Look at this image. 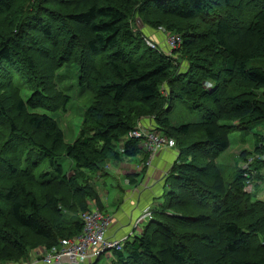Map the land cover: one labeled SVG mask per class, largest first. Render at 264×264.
Here are the masks:
<instances>
[{"label":"trees","instance_id":"obj_1","mask_svg":"<svg viewBox=\"0 0 264 264\" xmlns=\"http://www.w3.org/2000/svg\"><path fill=\"white\" fill-rule=\"evenodd\" d=\"M19 1L0 0V94L15 101L9 107L0 95L7 129L0 131V264L79 235L85 211L107 215L99 182L112 181L110 165L141 153V140L128 133L147 116L180 155L165 199L140 232L110 249L112 264H264V200L247 190L264 178V160L228 177L217 162L232 131L264 122V0H23L15 7ZM136 15L173 23L167 30L183 43L170 53L150 47L132 24ZM102 60L111 75L101 72ZM74 63L81 85L96 86L95 103L68 144L52 114L68 109L55 77ZM16 74L34 89L26 101L16 97ZM175 99L203 110L202 120L175 125ZM40 108L51 114L30 111ZM191 135L203 141L184 147ZM263 152L264 135L256 133L253 150L239 155L247 161ZM46 158L55 172L37 175Z\"/></svg>","mask_w":264,"mask_h":264},{"label":"rangeland","instance_id":"obj_2","mask_svg":"<svg viewBox=\"0 0 264 264\" xmlns=\"http://www.w3.org/2000/svg\"><path fill=\"white\" fill-rule=\"evenodd\" d=\"M23 3H24V1L21 0L18 3H16L15 7L22 5ZM26 9H28V10H24V15H26L27 13L30 14L32 11V10H30L31 7H28ZM143 17H144L145 22L143 20ZM143 17H141L140 15H136L134 18H132L133 26L136 27V29L137 28L140 29V31H142L144 33V35L146 36L145 38L151 39L154 43H156L158 45L159 48L163 49L164 45H165V39L167 38L166 34L169 32H172V31H168L167 29H169V27H171V24H173V23L163 24V22L161 20L146 19L145 15ZM6 19H9V17ZM4 20L5 19H1V15H0V22H2ZM164 51L170 53L171 50H167V49L165 50L164 49ZM37 63L41 64L39 62H37ZM101 64L103 66L101 72H103V73L108 72L109 75H111L110 65L107 66L105 60H102L100 62V66H101ZM255 64H257V63L255 62ZM79 66L80 65L78 63H74L72 65L65 64L64 66L61 67V69L58 70L57 75L55 77V82H56L55 91L59 92L61 94L62 98H63L64 93L70 96V102H69L67 111L66 112L62 111L60 108V109H57L56 111H53L54 114H52V117L53 116L57 117V119L60 121V126L63 129L64 134H65V142L68 144H72L76 141V138H77L79 131L81 129V124H82L83 114L85 112V109L87 107H89L90 105H92V103H95V97L94 96H95L96 86H90V88H89V86L86 84L84 86L81 85L80 79H79V75H80ZM16 75H17V79H19V80H17V82H19V84L21 86V93H19L16 97H21L26 101L31 96L34 89L24 79L20 78L19 74H16ZM207 85L210 86L211 84L207 83ZM0 95L4 98L5 102L7 103V105L9 107H11V105L15 104V101L12 99L10 93L7 90H4L2 92V94H0ZM56 100H57V98H56ZM58 103H60V101ZM11 111H12L13 115L16 114L14 112V109L13 110L11 109ZM30 111L33 113L45 112L47 114H51V112H50L51 110L42 109V108L35 109V110L30 109ZM203 114H204L203 110L192 109L188 102L182 101L179 99H175V105H174L173 110L171 111V118L173 120V123L175 125H177V124H181L182 122L200 121L203 118ZM150 120H151V118L148 116L142 117V118L137 119V123H139L141 127H144V125H147V127H148L151 124ZM228 123H230V122H228ZM0 131L1 132H7V129L2 125V126H0ZM256 133L264 135V122L257 125L255 128H253L251 131H248V132L246 130H243V129H241V130L236 129L230 133V135H229L230 146L226 151H224L219 156V158L217 160L218 165H219L220 169L222 170V172L225 174V176H227V177L230 176L232 174V172L234 171L235 167H238V165L241 168H244L243 167L244 160H241V158H240L241 154L240 153L244 149H248V151L253 150V147L255 146V134ZM199 141H203L202 135H199L198 137L191 135L190 141L185 142L184 147L189 146V147L194 148ZM162 147H163V150H161V151L167 150L166 146H162ZM174 148H175L174 151H175V153H178V158H179V155H180L179 147L176 148V146H175ZM117 149L119 150L120 147L118 146ZM171 149H173V148H171ZM35 150H37V149H35ZM120 150H123V149L121 148ZM158 152H160V151H158ZM144 153L147 154V151L145 150ZM153 156L149 160H148V157L146 160H142L141 161L142 162L141 164H143L142 166H140V165L135 166V168L137 170H139L140 172H143L141 174L143 180L139 181V180H136L134 178L125 179L126 183H129V185L132 186V187L129 186L128 193H124L123 191L119 192V190L116 186V185H120L119 182L116 184L113 183L111 180L109 182L104 183V184L102 182H99L100 189L102 187H104V189L109 192V195H107L108 201L110 199L114 198L112 205H114L115 208H118V210H119L120 207L122 206V204L124 202H126L129 198H130V202L132 199L138 200V197H140L141 194H145L147 189L151 190L152 193H154L156 195V196L152 197V199H153L152 203L154 205L151 204L150 206L153 205L152 207H156V206L160 205V204L158 205V203H156V201H158L157 194L162 193L166 189L167 179H169V174L171 173V170L168 172H163L162 171L163 168L159 167V165H158L156 167L155 173L146 172V170H147L146 167L151 163V159L153 158ZM192 156L193 155H190L187 158L188 161H190L192 159ZM136 157L137 156L132 157V158H128V159H133ZM125 160H127V159H125ZM132 162H133L132 160H129L127 162V163H129L128 166L132 167V164H133ZM59 163L63 165L65 172H67V173L72 172L71 169H72L73 162L68 156H62L59 159ZM24 166H26L25 163L22 164V167H24ZM44 171H48V172H52V173L55 172V169L51 166V161L49 158H46L41 162V164L37 168L36 174L37 175L41 174ZM149 174H151V175L155 174L156 175L152 179L153 182H152V180L150 182H146V179H147ZM149 183H152V184H150V186H149L148 185ZM249 187H250V191H252V195H253L254 200H256V199L264 200V178L260 181L252 182ZM35 189H39V188L35 187ZM139 189L142 190L141 193H139L140 192ZM248 189L249 188L247 187V190ZM166 191L168 192V188ZM118 192H119V194L117 195ZM159 196H161V195H159ZM164 199H165V196L160 197L159 201L162 202ZM103 208L105 209V207H103ZM147 209H148V207L144 211H146ZM144 214H145V212L142 215H144ZM146 222L144 223V219H141L140 220V227L138 229H136L135 232L136 233L140 232L142 230L143 226L146 224ZM111 223H112V220H111ZM36 241H38L36 238L35 239L30 238V240L28 242H36ZM39 249H41L43 251L47 250L46 247H44V246H40ZM36 251H38V250H36ZM106 256H107V254L104 253L101 261H96L95 264H106V261H105ZM97 258H98V256L96 258H94L93 260H97ZM32 263H33L32 261L30 263L27 262V264H32ZM4 264H16V262L15 261H8ZM109 264H110V261H109Z\"/></svg>","mask_w":264,"mask_h":264},{"label":"built area","instance_id":"obj_3","mask_svg":"<svg viewBox=\"0 0 264 264\" xmlns=\"http://www.w3.org/2000/svg\"><path fill=\"white\" fill-rule=\"evenodd\" d=\"M166 37L171 50L177 49L183 43V38L179 33L169 32ZM146 42L152 48L157 47L156 43L150 39H146ZM128 137L139 138L144 148L152 152L153 155L163 148L162 146L174 147L176 145L174 139L163 136L156 129L147 130L140 124L129 131ZM255 159L264 160V152L253 153L247 161L243 162L244 169H249L250 164ZM148 215L150 213L146 210L141 219ZM82 218L84 220L82 232L77 236L62 239L58 245L44 252L42 260L45 264H87L89 257H99L102 252L119 247L118 245L126 240L106 238L107 227L111 223V218L98 208L83 212ZM22 263L27 264L24 261Z\"/></svg>","mask_w":264,"mask_h":264},{"label":"crops","instance_id":"obj_4","mask_svg":"<svg viewBox=\"0 0 264 264\" xmlns=\"http://www.w3.org/2000/svg\"><path fill=\"white\" fill-rule=\"evenodd\" d=\"M169 46L167 44V41L165 39V45L163 49H167L168 50ZM152 120H150L151 122ZM144 127H147V125H144ZM149 128L153 127L152 122L150 124V126H148ZM142 147V145H141ZM177 148V147H176ZM175 148L171 149V148H167V150L164 151H160V152H156L155 155L153 156L152 152H149V156L148 153L145 154L144 153V149L142 148L141 153L133 159H127L122 161L120 164H118L117 166L112 164L109 166V170L112 174V176H108V178L112 179L113 183H120V185H116L119 192L123 191L124 193H128V188L129 183H126L125 179H130L128 177V174H133L134 175V179L136 180H143L141 174L143 172H140L139 170H137L135 168V166L140 165L142 166L143 164H141L142 160H144V157L148 160L153 156V158L151 159V163L146 167V172H153L155 173L156 167L159 165V167L163 168V172H168L171 170V168L173 167V165L175 164V162L178 160V153H175L174 151ZM144 150V151H143ZM163 150V149H162ZM129 160H132L133 164L132 167L128 166L129 163H127ZM126 166V167H125ZM120 171V172H119ZM156 176L155 174H149L146 182H150L153 177ZM260 181V180H259ZM153 182V180H152ZM149 183L148 185L150 186ZM121 186V187H120ZM132 187V186H131ZM167 188L169 189V186L166 185V189L162 192L157 194V199L158 201H156V203L161 204L159 201L160 197H164L165 193L167 192ZM100 189V188H99ZM123 189V190H122ZM140 190V189H139ZM248 191H250V187L248 189ZM119 192L117 193V195L119 194ZM142 190H140L139 193H141ZM252 192V191H251ZM109 192L106 191L104 189V187H102L100 189V196H101V200L104 204L105 207V211L107 214H109L112 223H110L107 232H106V238L110 239V240H114V239H127L129 236L135 234L136 229H138L140 227V218L142 217V214L145 212L144 210L148 207V209H152V206L154 205L152 203V197L156 196L154 193H152L151 190L147 189L145 194H141L140 197H138V200L136 199H132L130 202V198L124 202L122 204V206L120 207V209L118 210V208H115L114 205H112L114 198L110 199L108 201V196ZM161 195V196H159ZM156 199V200H157ZM151 204H153L152 206H150ZM144 211V212H143ZM38 250V251H36ZM106 253V264H112V260L114 259V255L113 252L111 250H107L102 252L99 257L97 258V260H93L94 257H89L87 259V264H95L96 261H101L103 254ZM44 255V251L41 249H35L32 253L31 256L29 257L28 260H25L24 262H28L30 263L31 261L33 262V260L35 259V262H33L32 264H45L42 260V257ZM33 258V259H32ZM16 264H24L22 262H16Z\"/></svg>","mask_w":264,"mask_h":264},{"label":"clouds","instance_id":"obj_5","mask_svg":"<svg viewBox=\"0 0 264 264\" xmlns=\"http://www.w3.org/2000/svg\"><path fill=\"white\" fill-rule=\"evenodd\" d=\"M146 39H149V38H145V41H146ZM151 40V39H150ZM152 41V40H151ZM153 42V41H152ZM147 43V42H146ZM154 43V42H153ZM157 45V44H156ZM156 48H159L158 47V45H157V47ZM156 48H154V49H156ZM178 49V48H177ZM164 50V49H163ZM168 50H171L170 48H168ZM171 51H173V50H171ZM139 124V123H138ZM137 124V125H138ZM143 128H146L147 130H154V129H156L158 132H160L161 134H163V136H167L164 132H162V131H160V130H158L156 127H151V128H149V127H143ZM167 137H169V136H167ZM169 138H171V137H169ZM172 139H174V138H172ZM175 140V139H174ZM176 141V140H175ZM175 144H176V142H175ZM141 145H142V148L144 149V150H146L145 148H144V146H143V144H142V142H141ZM176 147H177V145H175ZM174 146V147H175ZM174 147H167V148H174ZM178 148V147H177ZM163 148H161L159 151H161ZM147 151V150H146ZM149 152L150 151H147V153H148V155H149ZM144 160H146V158L144 157ZM248 188H249V185H248ZM147 211H149V209H147ZM143 216V215H142ZM141 219V218H140Z\"/></svg>","mask_w":264,"mask_h":264},{"label":"bare ground","instance_id":"obj_6","mask_svg":"<svg viewBox=\"0 0 264 264\" xmlns=\"http://www.w3.org/2000/svg\"><path fill=\"white\" fill-rule=\"evenodd\" d=\"M22 25V24H21Z\"/></svg>","mask_w":264,"mask_h":264}]
</instances>
